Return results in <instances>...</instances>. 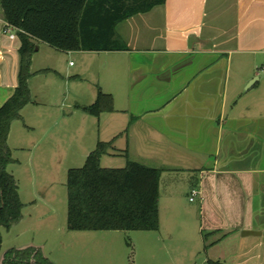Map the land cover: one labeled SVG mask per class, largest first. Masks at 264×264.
<instances>
[{
	"label": "crops",
	"instance_id": "0c3cea01",
	"mask_svg": "<svg viewBox=\"0 0 264 264\" xmlns=\"http://www.w3.org/2000/svg\"><path fill=\"white\" fill-rule=\"evenodd\" d=\"M6 29L0 13V109L20 71L18 31ZM116 34L128 51L61 52L81 58L70 82L86 80L95 60L110 63L99 83L115 110L98 118L106 124L101 142L148 167L195 172L186 188L199 191L189 202L197 203L202 239L215 242L208 259L264 264V0H166L120 22ZM42 44H35L23 121L41 105L40 80L58 74L55 62L38 66ZM175 187L164 205L173 213L181 202ZM159 206L162 227L161 181Z\"/></svg>",
	"mask_w": 264,
	"mask_h": 264
},
{
	"label": "rangeland",
	"instance_id": "374dc122",
	"mask_svg": "<svg viewBox=\"0 0 264 264\" xmlns=\"http://www.w3.org/2000/svg\"><path fill=\"white\" fill-rule=\"evenodd\" d=\"M0 13L3 14L1 3ZM42 45L38 66L55 62L58 74H49L40 80L36 95L41 105L32 106L25 121L16 120L11 125L7 144L12 163L7 170L18 181L24 209L19 223L10 230L0 229L3 238L0 264L7 251L29 247L41 250L53 264H207V259L211 258L207 256L208 249L215 242L207 238L206 233L202 239L198 229V206L196 202H189L191 192L186 188L192 183L187 179L195 172L174 170L169 164L149 166L164 171L161 180L162 227L160 225L158 231L68 229V171L82 168L98 142L104 141L102 138L106 133L105 121L100 122L80 107L96 101L95 93L102 86L99 79L106 82L105 64L109 62L95 60L98 69L93 65L85 75L86 80L70 82L74 70L81 65V58L68 59L64 53L45 43ZM71 61L77 67H71ZM261 75L264 78V73ZM111 83L115 86L116 81ZM28 121L35 129L29 128ZM131 155L111 149L102 157L101 166L124 168L136 160ZM171 184L179 189L181 201L175 213L166 211L164 206L168 203ZM206 245L210 246L206 249Z\"/></svg>",
	"mask_w": 264,
	"mask_h": 264
},
{
	"label": "trees",
	"instance_id": "16d2710c",
	"mask_svg": "<svg viewBox=\"0 0 264 264\" xmlns=\"http://www.w3.org/2000/svg\"><path fill=\"white\" fill-rule=\"evenodd\" d=\"M166 0H0L6 24L18 30L20 71L14 95L0 109V229L10 230L23 217L24 204L16 178L7 170L12 153L7 141L11 125L31 102L29 80L36 45L32 39L60 52H117L128 46L116 26ZM43 72H49L44 70ZM80 107V106H78ZM100 118L114 112V99L98 87L96 101L80 107ZM113 142L99 141L82 168L68 171L70 231H158L160 181L163 170L130 161L124 168H104L101 159ZM207 239V238H206ZM3 238L0 231V247ZM214 244V243H213ZM210 245H206V249ZM2 264H53L43 252L29 247L11 249ZM207 264H224L219 260Z\"/></svg>",
	"mask_w": 264,
	"mask_h": 264
},
{
	"label": "built area",
	"instance_id": "2783aa9c",
	"mask_svg": "<svg viewBox=\"0 0 264 264\" xmlns=\"http://www.w3.org/2000/svg\"><path fill=\"white\" fill-rule=\"evenodd\" d=\"M6 28H7L6 29L7 32H10V31H12L14 29V28L8 26L7 24H6ZM14 30H17V29H14ZM263 71H264V67H263ZM198 194H199V191L197 189H193L192 192H191L190 201L194 202L196 200V197L198 196Z\"/></svg>",
	"mask_w": 264,
	"mask_h": 264
},
{
	"label": "water",
	"instance_id": "95a60500",
	"mask_svg": "<svg viewBox=\"0 0 264 264\" xmlns=\"http://www.w3.org/2000/svg\"><path fill=\"white\" fill-rule=\"evenodd\" d=\"M32 42L34 43V44H38V41L37 40H35V39H32Z\"/></svg>",
	"mask_w": 264,
	"mask_h": 264
}]
</instances>
